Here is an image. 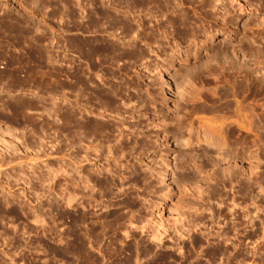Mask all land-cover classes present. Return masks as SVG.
Instances as JSON below:
<instances>
[{
	"label": "rangeland",
	"instance_id": "374dc122",
	"mask_svg": "<svg viewBox=\"0 0 264 264\" xmlns=\"http://www.w3.org/2000/svg\"><path fill=\"white\" fill-rule=\"evenodd\" d=\"M244 2L243 7L238 0H0V264H264V130L258 144V187L251 165L245 162L255 147L244 132L235 135L246 149V157L237 159L244 165L243 175L232 179L220 170L215 173L204 156L199 160H205V167L197 168L199 161L180 163V152L190 159L202 147L178 146L172 136L176 129L170 124L164 127L169 132L166 145L160 146L169 167L158 148L141 153L136 144L130 150L136 137L146 135L152 141L159 137L163 142V128L143 127L153 111L165 112L163 98L172 115L187 111L181 106L184 86L176 83L187 66L177 58L174 66L163 61L172 54V44L182 42L177 32L188 37L177 46L183 49L191 43L192 50H198L199 62L205 51L198 45L209 34L214 35L206 43L213 51L222 43L234 44L235 49L239 44L264 48V0ZM223 4L229 9L224 29L219 9ZM223 32L228 38L221 39ZM263 58L259 65L264 72ZM204 69L191 72L198 78L187 91L203 92L217 85L211 80L202 82ZM167 78L173 79L170 89ZM257 85L248 90L252 94L248 101L260 100L262 109L264 89ZM137 93L145 95L147 109L134 98ZM231 95L224 91L222 102L231 104ZM202 97L209 99L206 94ZM138 120L141 126H130ZM67 122L71 125L66 126ZM95 124L109 130L97 134ZM261 124L264 128V119ZM179 129L186 137L184 127ZM73 157L74 161L86 159L81 168L76 167L80 174L103 167L102 174H93L99 180L109 177L117 182L123 171L128 177L124 179L128 196L120 195L115 185L106 189L110 194L104 191L106 196L99 195L98 185L83 196L77 187L69 207L67 191L74 186L67 174L72 173V166L80 165L74 164ZM167 170L173 175L166 183ZM73 174L79 179V173L73 170ZM89 193L95 195L92 204L84 197ZM80 211L87 213L84 220ZM148 220L152 228L160 224L166 230L161 243L152 239Z\"/></svg>",
	"mask_w": 264,
	"mask_h": 264
},
{
	"label": "bare ground",
	"instance_id": "6f19581e",
	"mask_svg": "<svg viewBox=\"0 0 264 264\" xmlns=\"http://www.w3.org/2000/svg\"><path fill=\"white\" fill-rule=\"evenodd\" d=\"M210 1V0H209ZM239 1V4L241 3V5L244 7L245 6V2L244 0H238ZM230 3V2H229ZM227 4V3H226ZM216 5V4H215ZM224 5V4H223ZM214 6V5H213ZM249 8V7H248ZM219 9H221V19H222V25L220 26L222 29H224V26L227 24V21H226V18H224L225 14H228L229 12V9L227 6H223V7H219ZM231 9V8H230ZM196 10V9H195ZM240 10H243L242 8ZM202 13V12H201ZM232 15V14H231ZM220 18V17H219ZM228 20V19H227ZM231 20V19H230ZM260 25V24H259ZM262 25V24H261ZM240 26V25H239ZM258 26V25H257ZM185 27V26H184ZM259 27V26H258ZM263 27V26H262ZM261 28V27H259ZM181 29V28H180ZM164 33V32H163ZM177 34H179L178 38L177 39H180L182 40V42L186 41L188 37H186V34H183V32H177ZM188 34V33H187ZM208 34V33H207ZM171 35V34H170ZM214 34H209V35H206L205 36V39L202 40L200 42V45H198V47L200 46L202 48L203 51H205V54L203 56V60L201 62H199V55L197 57V54L198 53V50L197 49H193L191 48V43L189 44H186L185 48L184 46L182 47L183 49H181L179 46L180 43L182 42H179V44H172V54L168 56V58H163V61L166 63L167 66H174L173 62L175 60V58L178 59V61H181L183 62V65H186L187 67L184 69V72L180 73V80L179 81H176V83L178 84V86L180 87V85H182V90L180 92V96L182 98V102H181V106H183L187 111L186 112H183L181 115L180 114H175V115H172L169 110L171 108V106L169 105L168 101L163 98V102L161 100V102L163 103V107L165 108V112L164 113H161V110L158 111V109H156V111H153V114H152V117L151 118H146L145 120V124H143V127L148 129V130H151V128H163V142H161L162 138L159 139L158 138H155L154 141L151 140V138H147L145 136H141L140 139H137L134 138V143L132 144L133 146L130 147V150H133L135 147L134 145L137 144L138 148H140L141 150H143V152L141 153H144V151H148L150 149H153V151H155L156 149L155 148H158V151H160L159 153V157L161 158L163 156V163L168 166V163H167V156L165 154V152H161V145H166V139H167V136H168V133L166 131V129L164 128L166 124H170V125H173V127H175L174 129H176L175 132L172 131V136L174 138V140L176 141L177 145L178 146H184V147H188L189 150L191 149L190 147L192 145H197V146H201L202 148L201 149V152L198 156H194V154L192 155V157H186V152L184 154H182L180 152L179 154V157L177 158L178 161H180V163H183L184 166L185 165H189V164H193L195 165V163H197L196 161H199V164H196L195 166H197V168H201L200 166H204V163H205V160L202 162V160H199V158L202 156H204V158H207V161L209 163L210 166L212 167H215V173L216 171L219 172V170L221 171V174L222 176H227L229 177L230 179H232L233 176H237V178L240 176V175H243V164H242V161H237L238 158H242V156L245 154V147L243 146V141H236V132H244L246 134H249L251 136L250 138V143L251 145H253L255 147V149L253 150L252 153H249V156L246 157L245 155V162L250 164L249 166L252 167V177L254 179V183L256 182H260L258 179H259V169L258 168V163H259V143L262 142L261 139L262 138V134H263V126L261 124L262 122V119H264V108L261 109L262 107V103L260 104L258 99L256 102L255 100H253L251 102L248 101V97L249 95H252V94H249L248 93V90L250 89L251 85L254 84L255 86V83H258V89L259 90H263L264 89V79L261 77L262 75H264V72H263V68L261 67V65H259L260 63H262L263 60H261L262 57H264V48L259 44H257V47L256 49H252V48H245L243 47V45H238V47L236 46L237 49L233 48L232 46L234 45H227V44H224L222 43L220 45V47H218V49L216 50H210V47H209V44L206 43V40H210L212 39ZM220 35H222V38L221 39H226L228 38V36H226V34L223 32V33H220ZM192 36V35H191ZM165 38L168 39V36L167 35H164ZM176 38V37H175ZM235 38V37H234ZM221 39H219L220 41H222ZM189 40V39H188ZM264 40V38H263ZM262 40V41H263ZM240 41V39H239ZM254 42V41H253ZM168 43V41H167ZM178 43V42H177ZM187 43V42H185ZM184 43V44H185ZM164 44H166V39L165 41L163 40V50L165 49L164 47ZM232 44V43H231ZM252 44V43H251ZM73 45V44H71ZM75 45V44H74ZM73 45V46H74ZM178 45V46H177ZM183 45V44H182ZM253 45V44H252ZM252 47V46H251ZM255 47V46H254ZM97 51V50H96ZM162 51V50H161ZM165 51V50H164ZM163 51V52H164ZM202 52V51H201ZM91 54V53H90ZM202 56V55H201ZM189 58H193V61L190 62V59ZM201 59V58H200ZM264 59V58H263ZM199 60V61H198ZM186 62L188 64H186ZM211 62H215L214 65L210 64ZM153 64V63H152ZM205 66V73L206 75H201L202 76V82L204 81L205 83H208L209 80H211L213 83L215 82L217 85L216 86H213V89L210 88L208 89L207 91L204 90L203 92L198 90V89H195L193 91H187V87H191L193 85V83H195V76L191 74V72L197 68H200V67H204ZM181 68V67H180ZM217 69V71L219 70V73L216 74L217 72H212V69ZM213 69V70H214ZM157 70V69H156ZM164 70H167L166 68H164ZM179 68L176 69V71L178 72ZM204 73V72H203ZM216 75H215V74ZM201 74V73H200ZM215 75V76H213ZM200 76V77H201ZM156 77V76H155ZM178 77V78H179ZM198 78V76H197ZM171 79V77H170ZM173 80V79H172ZM172 80L169 81V79L167 78L166 79V85H167V88L170 89V85H171V82ZM207 81V82H206ZM136 82V81H135ZM165 82V81H164ZM163 82V83H164ZM174 82V81H173ZM210 82V81H209ZM201 83V82H200ZM211 83V82H210ZM219 83V85H218ZM198 84V83H197ZM196 84V85H197ZM203 84V83H202ZM209 84V83H208ZM204 85V84H203ZM215 85V84H214ZM198 86V85H197ZM215 87V88H214ZM70 89V88H69ZM117 89V88H116ZM181 89V88H180ZM207 89V88H206ZM137 90V89H136ZM201 90H203L201 88ZM229 91L234 97V99L232 98L231 99V104L229 103H225V102H222L223 100V96H224V91L226 92ZM123 91V90H122ZM140 90H138V93H139ZM142 91V90H141ZM250 91V90H249ZM119 92V91H118ZM137 92V91H136ZM175 92V91H174ZM257 92V91H256ZM127 93V92H126ZM137 95H134V98H139L140 100H137L139 101L138 103L141 104L145 109H147V103L145 101V98L144 96L138 94ZM142 93V92H140ZM176 93V92H175ZM254 93V91H253ZM97 94V93H96ZM102 94V93H101ZM145 94V93H143ZM148 94V93H147ZM146 94V95H147ZM177 94V93H176ZM202 94H206V95H209V99H205L204 97H202ZM228 94V93H227ZM105 95V94H104ZM128 95V94H127ZM149 95V94H148ZM189 95V96H188ZM230 94H228L229 96ZM103 96V95H102ZM101 96V97H102ZM230 96V97H231ZM255 96V95H254ZM258 96V95H257ZM125 97V96H124ZM133 97V95H132ZM152 97V96H151ZM150 97V98H151ZM229 97V98H230ZM256 97V96H255ZM106 98V97H105ZM136 98V99H137ZM251 98V97H250ZM108 99V98H107ZM128 99V98H127ZM225 99V97H224ZM252 99V98H251ZM129 101V100H127ZM136 101V102H137ZM109 102L108 100L106 101V103ZM160 102V103H161ZM156 103V102H155ZM129 104V102L127 103ZM158 104V103H157ZM180 105V104H179ZM140 107V106H139ZM225 107V109H229L227 110V112H223L222 108ZM264 107V106H263ZM8 108V107H7ZM133 108V107H132ZM18 109V108H17ZM123 109V108H122ZM175 109V108H174ZM131 110V109H130ZM136 110V109H135ZM126 111V110H125ZM185 111V110H183ZM177 112V111H176ZM71 113V112H70ZM22 115V114H21ZM22 117V116H21ZM46 117V116H45ZM66 118V116H65ZM57 119V118H56ZM70 119V118H69ZM71 120V119H70ZM74 120V119H73ZM80 120V119H79ZM12 121V120H11ZM47 121V120H46ZM65 121V120H64ZM69 121V120H68ZM142 121V120H141ZM141 121L138 120V121H135L133 123L130 124V126H133V127H136V126H141ZM69 122H72L71 124H68L66 126H74V122L71 120ZM18 124V123H17ZM90 124V123H89ZM48 125V124H46ZM77 125V123H76ZM75 125V126H76ZM96 125V128L94 127V131H98L96 132L97 134H105V131L104 130H109V129H106V127L102 128L101 125ZM44 126V125H43ZM64 126V125H63ZM104 126V125H103ZM79 127V126H78ZM119 127V125H118ZM132 127V128H133ZM184 127V129L187 131L186 132V137L185 135H183V133L181 131H179L180 129L179 128H182ZM39 128V127H38ZM72 128V127H71ZM75 128V127H74ZM72 128V130L74 129ZM131 128V127H129ZM131 128V129H132ZM142 128V127H141ZM59 129V127H58ZM69 129V128H68ZM67 129V130H68ZM78 129V128H77ZM112 129V128H111ZM116 129V127H115ZM130 129V130H131ZM139 129V128H138ZM179 129V130H178ZM72 130H70L72 132ZM79 130V129H78ZM93 130V128H92ZM134 130V129H133ZM142 130V129H141ZM10 131V130H9ZM68 130L67 133L70 132ZM93 131V132H94ZM132 131V130H131ZM93 132H91L92 134H94ZM184 132V133H185ZM35 133V132H34ZM95 133V134H96ZM107 133V132H106ZM171 133V131H170ZM149 134V133H148ZM88 135V134H87ZM238 135V133H237ZM3 137V136H2ZM5 137V136H4ZM91 137V136H90ZM103 137V136H102ZM157 137V136H155ZM235 137V138H233ZM239 137V136H238ZM264 137V136H263ZM35 138V137H34ZM92 138V137H91ZM233 138V139H232ZM71 138H69L70 140ZM100 140V139H99ZM236 142V145L233 143V141ZM243 140V139H242ZM1 141V140H0ZM7 141V140H6ZM106 141V140H105ZM132 141V140H131ZM246 141V140H245ZM244 141V142H245ZM101 142H102V139H101ZM4 143V142H3ZM7 143V142H5ZM72 143H73V140H72ZM76 143V142H75ZM104 143V142H103ZM150 143V144H149ZM249 143V141L247 142ZM246 143V144H247ZM249 143V144H250ZM2 144V143H1ZM0 144V145H1ZM30 144V143H29ZM74 144V143H73ZM123 144V143H122ZM154 144V145H153ZM6 145V144H5ZM16 145V144H15ZM41 145V144H40ZM39 145V146H40ZM2 146V145H1ZM8 145H6L5 147H7ZM81 146V145H80ZM102 146V145H100ZM122 146V145H121ZM120 146V147H121ZM237 146H240V148H238ZM252 146V147H253ZM4 147V146H3ZM2 147V148H3ZM12 148V146H9ZM73 147V145H72ZM99 147V146H98ZM124 147V145H123ZM121 148V152L122 150L125 148ZM10 148V150H11ZM41 148V147H40ZM127 148V147H126ZM72 149V148H71ZM128 149V148H127ZM126 149V150H127ZM165 148L163 147V150ZM6 150V149H5ZM13 150V149H12ZM40 150V149H39ZM42 150V149H41ZM90 150V149H89ZM95 150L97 151V149L95 148ZM103 150V149H102ZM125 150V149H124ZM3 151H4V148H3ZM38 151V150H37ZM96 151H93V152H96ZM99 151V150H98ZM129 151V150H128ZM127 151V152H128ZM136 151V150H135ZM152 151V150H151ZM212 151L215 152V156L211 153ZM11 152V151H10ZM87 152V151H85ZM103 152V151H102ZM108 152V150H107ZM130 152V151H129ZM128 152V153H129ZM209 152L211 154H209ZM9 153V152H8ZM88 153V152H87ZM146 153V152H145ZM158 153V152H157ZM188 153V152H187ZM190 153V152H189ZM194 153V152H192ZM199 153V152H198ZM6 155V153H4ZM36 154V153H35ZM99 154V153H98ZM140 154V153H139ZM155 154V153H154ZM2 155V154H1ZM4 155V156H5ZM10 155V154H9ZM71 155V154H70ZM74 155V154H73ZM124 154H122L123 156ZM141 155V154H140ZM145 155V154H144ZM196 155V154H195ZM32 156V155H31ZM76 156V155H75ZM80 156V155H79ZM190 156V154H189ZM17 157V156H16ZM33 157V156H32ZM72 157V156H71ZM70 157V158H71ZM82 157V156H80ZM85 157V156H83ZM108 157V156H107ZM121 157V156H120ZM198 157V158H197ZM2 158V156H1ZM74 158L73 157V162L74 164H80L78 166H72L74 172L76 171L77 174L79 175V179L75 178L74 174H73V170H70L72 171V173H68L67 175L69 176L70 180H71V185L74 186L72 187V191H67L68 192V195L66 197V203L69 205H72V203L74 202L75 200V197H76V189L77 187L79 188V192L82 193L81 196H83V192L85 191H93L95 185H98L99 187V195L101 193L100 196H102V193L104 194V191L106 192V189L109 190L110 186L113 187L114 185L116 186L115 188L119 190V194L123 196V194H128V188L125 189V182L124 179H125V175L123 173V171H121V174H119V180L117 182H114L112 181L109 177H105V178H100L101 180H99V178L95 175H93L94 173L95 174H102L101 171L102 169H104L102 167V169H88L85 173H82L80 174L81 170L78 171L76 167H80L81 168V163L83 161H85L87 159V157L85 158H78L74 161ZM90 158V157H89ZM6 159V158H5ZM37 159V158H36ZM176 159V161H177ZM13 160V159H12ZM88 160V159H87ZM119 160V158H118ZM117 160V161H118ZM128 160V159H127ZM115 161V162H117ZM158 161V160H157ZM162 161V160H161ZM201 161V163H200ZM156 162V160H155ZM6 163V162H5ZM118 163V162H117ZM161 163V162H160ZM73 164V165H74ZM115 164V163H114ZM157 164V163H156ZM178 165V163H177ZM262 165V164H261ZM69 166V165H68ZM83 166V165H82ZM103 166V165H102ZM118 166V165H117ZM174 166V165H173ZM216 166L218 167L216 169ZM247 166V167H249ZM116 167V166H115ZM131 167V165H130ZM139 167V166H138ZM169 167V166H168ZM205 167V166H204ZM203 167V168H204ZM91 168V167H90ZM108 168V167H107ZM127 168V167H126ZM235 168V169H234ZM119 169V167H118ZM172 169V168H171ZM109 171H112V172H117L116 170L112 169V168H109L108 169ZM199 170V169H197ZM202 170V169H201ZM246 170V169H245ZM259 172H258V171ZM156 171V170H155ZM133 172V171H132ZM131 172V173H132ZM205 172V170H204ZM19 173V172H18ZM49 173V172H48ZM120 173V172H118ZM127 173V172H126ZM201 173V172H200ZM214 173V174H215ZM129 174V173H128ZM164 174V173H163ZM19 175V174H18ZM30 175V174H29ZM33 175V174H32ZM153 175V174H152ZM170 175H173L171 174V172L169 173L168 170L167 172L163 175V180L166 181L167 183V180L170 178L169 176ZM113 176V173L112 175ZM191 176V175H190ZM209 176V175H208ZM115 177V176H114ZM118 177V176H117ZM249 177V176H248ZM247 177V178H248ZM67 178V177H66ZM143 178V177H141ZM217 178V177H216ZM49 179V178H48ZM113 179V178H112ZM115 179V178H114ZM126 179H128V177H126ZM147 179V178H145ZM145 179H144V182H145ZM198 179V178H197ZM211 179V178H210ZM215 179V178H214ZM225 179V178H224ZM228 179V178H227ZM229 179V180H230ZM234 179V178H233ZM243 179V178H242ZM246 179V178H245ZM8 180V179H7ZM70 180H69V183H70ZM79 180V181H78ZM130 180V179H129ZM141 180V179H139ZM149 180V179H148ZM170 180V179H169ZM207 180V179H206ZM240 180V179H239ZM143 181V180H142ZM228 181V180H227ZM237 181V180H236ZM130 182V181H129ZM225 182V181H224ZM231 182V181H230ZM247 182V181H246ZM252 182V181H251ZM68 183V182H67ZM128 183V182H127ZM170 183V182H169ZM255 183V184H256ZM257 183V184H258ZM213 184V183H212ZM245 184V183H244ZM254 184V185H255ZM256 184V187L258 186H261V185H258L257 186ZM129 185V184H128ZM149 185V184H148ZM201 185V184H199ZM214 186V185H213ZM245 186V185H244ZM69 187V186H68ZM249 187V186H247ZM252 187V186H250ZM76 188V189H75ZM131 188V187H130ZM212 188V187H211ZM96 189V188H95ZM246 189V188H245ZM256 189V188H255ZM97 190V189H96ZM117 190V192H118ZM131 190V189H130ZM95 191V190H94ZM111 191H113V189L111 188ZM127 191V192H126ZM84 192V193H85ZM108 192V191H107ZM106 192V193H107ZM115 193L113 192L114 194H118V193ZM109 193V192H108ZM112 193V192H111ZM112 193V194H113ZM166 193V192H165ZM252 193V192H251ZM67 194V193H66ZM110 194V193H109ZM108 194V195H109ZM126 194V195H127ZM257 194V193H256ZM255 194V195H256ZM125 195V196H126ZM92 194H88V195H85L84 197H86L87 199V202L90 204L91 203V200L92 198L95 196H93ZM104 196H106L104 194ZM119 196V195H118ZM128 196V195H127ZM80 197V196H79ZM83 197V198H84ZM98 197V196H97ZM256 197V196H255ZM82 198V197H81ZM95 198V197H94ZM100 198V197H99ZM109 198V197H108ZM118 198V197H117ZM261 198V197H260ZM101 199V198H100ZM256 199V198H255ZM84 200V199H83ZM96 200V199H95ZM94 201V200H93ZM124 202V201H123ZM141 202V201H140ZM231 202V201H230ZM65 203V204H66ZM97 203V202H96ZM234 203V202H233ZM92 204V203H91ZM101 204V203H100ZM126 204V203H124ZM75 205V204H74ZM73 205V206H74ZM220 205V204H219ZM67 206V205H66ZM72 206V207H73ZM86 207V205H84ZM100 206V205H98ZM130 206V205H129ZM135 206V205H134ZM70 207V206H69ZM83 207V205H82ZM126 207V206H125ZM138 207V206H137ZM93 208V206H92ZM124 209H127L124 208ZM253 209V208H252ZM251 209V210H252ZM84 210V209H83ZM85 210H87L85 208ZM84 210V211H85ZM140 210V209H139ZM254 210V209H253ZM79 211V210H78ZM84 211H80V217L81 219L84 220V214H87V213H83ZM123 211V210H122ZM131 211V210H130ZM136 211V210H135ZM256 211V209H255ZM129 212V211H128ZM247 212V211H246ZM254 213V212H253ZM129 214V213H127ZM246 214V213H245ZM110 215V214H109ZM108 215V216H109ZM254 215V214H253ZM121 216V215H120ZM123 216V215H122ZM126 216V215H125ZM79 217V218H80ZM94 217V216H92ZM103 217V216H101ZM134 217V216H133ZM249 217V216H248ZM79 218H77L79 220ZM106 218V217H105ZM117 218V217H116ZM129 218V217H127ZM135 218V217H134ZM141 218V217H140ZM144 218H145V215H144ZM213 218V217H212ZM80 219V220H81ZM133 219V218H132ZM69 220H70V225L71 227L73 228V225H74V222H75V219L73 218V211H71L69 213ZM144 220V219H143ZM150 220V219H149ZM148 220V221H149ZM122 221V220H121ZM125 221V220H124ZM137 221V220H135ZM139 221V220H138ZM77 222V221H76ZM85 222V221H84ZM156 222V221H155ZM95 223V221H94ZM101 223V222H100ZM103 223V222H102ZM119 223V222H118ZM123 223V222H122ZM135 223V222H134ZM141 223V222H140ZM149 223L148 225L150 226V221L147 222ZM81 224V223H80ZM83 224V223H82ZM92 224V223H91ZM143 224V223H142ZM141 224V226H142ZM155 224V223H154ZM153 224V225H154ZM102 225V224H101ZM120 225V224H119ZM130 225L133 226L135 224H133V221H130ZM138 225V224H137ZM140 225V224H139ZM160 224H156V226L154 228H152V226H150L152 228V231H151V236H152V239L160 242L162 241V238H163V235L166 233V230H163V226L160 225ZM105 226V225H104ZM104 226L102 227L103 230H104ZM109 226V225H108ZM121 226V225H120ZM140 226V227H141ZM196 226V224H195ZM76 227V226H75ZM110 227V226H109ZM118 227V226H117ZM139 227V226H138ZM143 227V226H142ZM148 227V226H147ZM116 228V227H115ZM95 229V228H94ZM124 229V228H123ZM133 229V228H132ZM143 229V228H142ZM166 229V228H165ZM147 230V229H146ZM72 231V230H71ZM112 231V230H111ZM125 231V230H124ZM129 231V230H128ZM131 231V230H130ZM134 231V230H132ZM165 231V232H164ZM75 232V230H74ZM85 232V231H84ZM122 232V231H121ZM175 232V231H174ZM177 232V231H176ZM180 232V229L179 231ZM71 233V232H69ZM73 233V232H72ZM94 233V232H93ZM92 233V234H93ZM114 233V232H113ZM124 233V232H123ZM150 233V232H149ZM224 233V232H223ZM90 234V233H89ZM105 234V233H104ZM135 234V232H134ZM69 235V234H68ZM95 235V234H94ZM75 236V235H74ZM150 236V235H149ZM183 236V235H181ZM83 237V236H82ZM81 237V238H82ZM115 237V236H114ZM72 238V237H71ZM77 238V237H76ZM75 238V239H76ZM169 238V237H168ZM93 239V238H92ZM114 239V238H113ZM118 239V238H117ZM73 240V239H72ZM70 241V240H69ZM78 241V240H77ZM74 242V241H73ZM122 242V241H121ZM161 243V242H160ZM82 244H84L82 242ZM69 245V244H68ZM75 245V244H74ZM78 246V245H76ZM81 246V244H80ZM79 246V247H80ZM83 247V246H82ZM77 249V248H76ZM80 249V248H79ZM78 249V250H79ZM82 249V248H81ZM70 251V250H68ZM80 252V251H79ZM114 252V251H113ZM82 253V252H81ZM107 254V253H106ZM109 254V252H108Z\"/></svg>",
	"mask_w": 264,
	"mask_h": 264
}]
</instances>
